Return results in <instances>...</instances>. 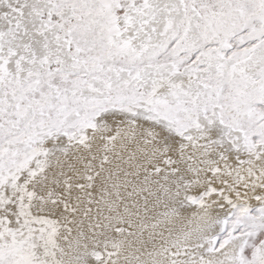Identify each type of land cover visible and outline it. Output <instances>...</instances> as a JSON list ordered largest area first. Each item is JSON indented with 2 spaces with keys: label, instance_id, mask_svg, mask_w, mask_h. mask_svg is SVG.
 <instances>
[{
  "label": "snow or ice",
  "instance_id": "1",
  "mask_svg": "<svg viewBox=\"0 0 264 264\" xmlns=\"http://www.w3.org/2000/svg\"><path fill=\"white\" fill-rule=\"evenodd\" d=\"M0 264H264V0H0Z\"/></svg>",
  "mask_w": 264,
  "mask_h": 264
}]
</instances>
